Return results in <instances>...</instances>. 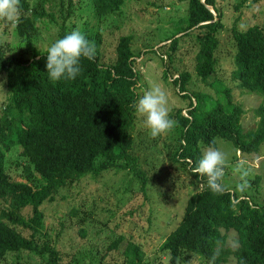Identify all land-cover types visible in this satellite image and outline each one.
Wrapping results in <instances>:
<instances>
[{
  "label": "trees",
  "instance_id": "1",
  "mask_svg": "<svg viewBox=\"0 0 264 264\" xmlns=\"http://www.w3.org/2000/svg\"><path fill=\"white\" fill-rule=\"evenodd\" d=\"M76 1L20 0V21L11 24L20 43L17 53L6 41H0V84L4 91L0 109V261L148 264L139 243L124 233L117 232L111 237L105 224L96 225L92 234L95 240L69 242L66 251L57 246V237L52 244L43 225L40 206L53 199L60 188L84 176L96 177L114 169L124 171L128 181L139 184L141 190L147 183L146 174L131 151V127L140 95L136 91L139 76L134 58L142 53L140 49H132L131 35L117 36L112 57L104 60L99 49V31L84 27L81 30L86 38L95 43L94 59L81 58L82 72L75 80L52 82L48 78L47 48L36 47L37 25L52 24L57 28L55 41L63 38L74 30L70 19ZM84 1L96 22L117 15L124 2ZM177 1L183 2L186 9L181 19L184 26L179 32H184L181 36L189 34L195 48L190 69L175 63L173 52L180 36L172 34L152 41L159 40L156 44L168 40L160 46L166 59L161 62V78L167 81L169 71L176 73L169 83L188 100L185 115L180 108L171 115L177 121L170 132L174 137L172 160L192 176L190 183L197 181L203 185L187 196L179 220L165 235L159 249L167 254L168 264H178L187 255H195L209 264L216 253L215 264L225 263L228 257L235 264H264V203L251 204L245 195L237 198L226 188L213 193L207 177L194 171L201 159L199 143L214 147L215 136L246 154L257 153L264 142V102L255 109V127L243 130L239 121L243 109L232 95L233 88H238L241 93L264 96V19L260 24L231 28L233 51L229 74L234 81L231 88L215 73L217 34L223 26L219 5L222 0ZM238 1L243 4L247 0ZM150 42L144 41L143 53H154ZM159 60L162 61L160 57ZM9 151L23 158L22 177L26 181L8 174ZM30 176L42 183L36 185ZM71 212L78 214V223L89 220L90 214L78 209ZM229 229L236 233L233 248L225 245L224 232ZM83 234L85 231L80 227L77 237L82 239Z\"/></svg>",
  "mask_w": 264,
  "mask_h": 264
},
{
  "label": "rangeland",
  "instance_id": "2",
  "mask_svg": "<svg viewBox=\"0 0 264 264\" xmlns=\"http://www.w3.org/2000/svg\"><path fill=\"white\" fill-rule=\"evenodd\" d=\"M219 5L222 11L223 26L217 34L218 47L214 52L217 58L215 73L220 81L232 88L234 81L230 80L229 74L232 69L233 51L231 28L232 26L244 28L247 25L260 24L264 19V0H247L243 4L238 0H222L219 1ZM73 14L70 20L74 22V29L92 27L99 31L101 36L99 49L104 60L112 57L117 36L130 34L132 49L142 50V53L134 58V69L139 76L136 87V91L140 94L139 97L146 90L159 84L167 92L170 117L177 108L181 109L182 114H186L188 100L181 97L180 93H177V87L169 83L176 73L172 74L169 71L167 81L161 78L163 68L161 62L163 63L166 59L160 46L168 40L154 44L172 34L180 36L173 52L175 63L190 69L189 63L195 48L190 41L191 36L189 37V34L181 36L184 32H179L184 26L181 19L186 15L183 2L124 0L117 15L105 21L99 18L96 22L90 14L88 4L84 0H77ZM37 27L36 47L43 50L55 42L57 28L46 23H39ZM0 30L6 38L3 41H6L14 49V53H17L16 48L20 43L13 34L11 24L0 21ZM154 39L159 40L152 41ZM144 41H151L152 46H150L154 53H143L146 50L141 48ZM146 48L149 49V46ZM233 93V98L241 104L243 109L239 120L241 127L243 130L253 129L257 123L255 109L264 102V96L255 92L243 91L241 93L238 88H233ZM3 98L4 91L0 87V109ZM131 133L133 137L132 154L137 157L138 164L147 178L144 189L141 190L139 184L130 183L128 175L121 170L110 169L101 172L96 177L84 176L60 188L53 195V199L45 201L40 206L43 225L52 238H49L50 241L52 242L57 237L59 239L57 246L66 251L69 242H91L90 238L95 240L92 234L96 225L104 226L105 224L110 230L111 237L117 232L124 233L139 243L148 264H168L167 254L159 249V245L179 220L187 196L201 188L203 184L197 181L190 183L193 181L192 176L182 168L181 164L172 160L174 137L170 132L153 138L144 125L143 117L135 112ZM214 140V147L227 156L223 178L225 188L232 191L237 198L245 195L251 204L264 203V142L257 153L246 154L235 150L229 141L219 136H215ZM199 144L202 157L210 146ZM241 162L248 172L243 180L241 174L235 170L236 165ZM22 163L23 158L14 151L6 153V168L10 177L26 181L22 177ZM31 179L36 185L42 183L41 180L33 177ZM245 181V186L240 188L239 186ZM75 209L90 214L87 223L77 222L78 214L72 215L71 212ZM80 227L85 231L82 239L77 237ZM220 232L223 233V230L220 229ZM224 234L225 245L235 247L236 233L229 229ZM0 264L10 263L0 261ZM178 264L206 263L195 255H187ZM223 264H235L234 259L228 257Z\"/></svg>",
  "mask_w": 264,
  "mask_h": 264
},
{
  "label": "clouds",
  "instance_id": "3",
  "mask_svg": "<svg viewBox=\"0 0 264 264\" xmlns=\"http://www.w3.org/2000/svg\"><path fill=\"white\" fill-rule=\"evenodd\" d=\"M21 18L20 0H0V21L16 25ZM6 39L0 30V41ZM96 55L95 43L89 41L80 29H74L63 38L53 42L46 51V69L48 78L52 82L61 79L75 80L82 72L81 58L94 59ZM3 87V84H0ZM136 112L143 117L145 127L153 138L171 132L177 125V121L170 117L169 99L165 89L157 84L146 90L135 104ZM227 156L215 147H208L202 154L195 173L206 176L209 189L213 193L221 192L225 185L223 178ZM235 170L241 174V179L248 175L243 162L236 165ZM246 184H241L243 188ZM218 253L214 254L209 264H215Z\"/></svg>",
  "mask_w": 264,
  "mask_h": 264
},
{
  "label": "water",
  "instance_id": "4",
  "mask_svg": "<svg viewBox=\"0 0 264 264\" xmlns=\"http://www.w3.org/2000/svg\"><path fill=\"white\" fill-rule=\"evenodd\" d=\"M202 1V0H201Z\"/></svg>",
  "mask_w": 264,
  "mask_h": 264
}]
</instances>
